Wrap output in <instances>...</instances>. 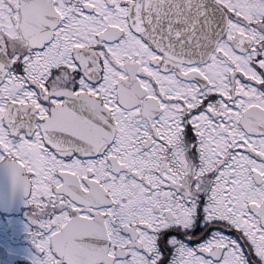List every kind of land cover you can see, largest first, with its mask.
I'll use <instances>...</instances> for the list:
<instances>
[{"label":"snow or ice","instance_id":"obj_1","mask_svg":"<svg viewBox=\"0 0 264 264\" xmlns=\"http://www.w3.org/2000/svg\"><path fill=\"white\" fill-rule=\"evenodd\" d=\"M0 177L32 264H264V0H0Z\"/></svg>","mask_w":264,"mask_h":264},{"label":"flooded vegetation","instance_id":"obj_2","mask_svg":"<svg viewBox=\"0 0 264 264\" xmlns=\"http://www.w3.org/2000/svg\"><path fill=\"white\" fill-rule=\"evenodd\" d=\"M30 210L0 177V264H32Z\"/></svg>","mask_w":264,"mask_h":264}]
</instances>
